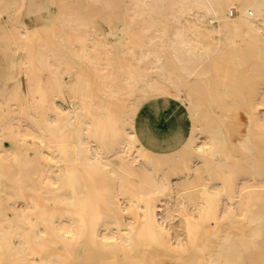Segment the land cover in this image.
Returning a JSON list of instances; mask_svg holds the SVG:
<instances>
[{
	"label": "bare ground",
	"instance_id": "6f19581e",
	"mask_svg": "<svg viewBox=\"0 0 264 264\" xmlns=\"http://www.w3.org/2000/svg\"><path fill=\"white\" fill-rule=\"evenodd\" d=\"M0 264H264V0H0Z\"/></svg>",
	"mask_w": 264,
	"mask_h": 264
},
{
	"label": "rangeland",
	"instance_id": "374dc122",
	"mask_svg": "<svg viewBox=\"0 0 264 264\" xmlns=\"http://www.w3.org/2000/svg\"><path fill=\"white\" fill-rule=\"evenodd\" d=\"M230 13H231V12H229V15H231ZM233 15H235V11H233ZM163 118H164V117H162V120H164ZM163 127H166L165 122H163Z\"/></svg>",
	"mask_w": 264,
	"mask_h": 264
}]
</instances>
